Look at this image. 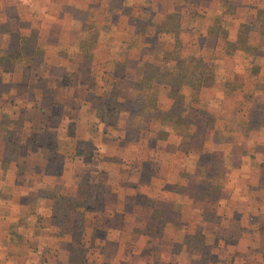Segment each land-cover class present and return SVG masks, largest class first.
Instances as JSON below:
<instances>
[{"label": "rangeland", "instance_id": "obj_1", "mask_svg": "<svg viewBox=\"0 0 264 264\" xmlns=\"http://www.w3.org/2000/svg\"><path fill=\"white\" fill-rule=\"evenodd\" d=\"M263 116L264 0H0V264H264Z\"/></svg>", "mask_w": 264, "mask_h": 264}, {"label": "trees", "instance_id": "obj_2", "mask_svg": "<svg viewBox=\"0 0 264 264\" xmlns=\"http://www.w3.org/2000/svg\"><path fill=\"white\" fill-rule=\"evenodd\" d=\"M195 67H196V75L195 77H193L191 76L193 74V71L189 72L183 67L181 69L182 74L175 75L177 68H175L176 69L175 71L171 72V71H167L166 69H163V67H160V66L159 67L158 66H147V69L144 72L145 77L143 76V80L148 81L147 88L149 90L148 91L149 93L148 95H145L143 98H142V95L141 96L139 95L138 96L139 100L145 99L148 101L149 99V104L151 105V108H156V103H155L156 94L153 93L154 85L164 83V84L171 86V88L173 89L170 96L174 99V103H173L174 107L168 112V114L165 117H162L160 119L161 125H165L166 120L168 121L167 124L170 125V123L173 122L172 117L174 116H176L174 120L178 119L177 121L179 123L183 122L184 120L182 117L183 108L179 104L180 102V99H179L180 95L178 91L179 86L187 85L188 87L194 90L196 89L198 90L200 87L205 85V81H206L205 76L209 75L207 74L210 71L209 68L202 61H197L195 64ZM185 74H188V75H185ZM104 115H107V114H104ZM175 122L176 121H174L172 126L176 124Z\"/></svg>", "mask_w": 264, "mask_h": 264}]
</instances>
